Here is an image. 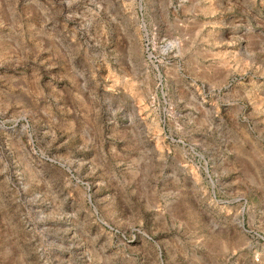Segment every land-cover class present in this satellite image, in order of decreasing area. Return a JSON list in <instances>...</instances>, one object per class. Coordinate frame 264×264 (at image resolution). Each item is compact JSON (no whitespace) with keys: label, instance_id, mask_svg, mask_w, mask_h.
Masks as SVG:
<instances>
[{"label":"rangeland","instance_id":"1","mask_svg":"<svg viewBox=\"0 0 264 264\" xmlns=\"http://www.w3.org/2000/svg\"><path fill=\"white\" fill-rule=\"evenodd\" d=\"M0 264H264V0H0Z\"/></svg>","mask_w":264,"mask_h":264}]
</instances>
